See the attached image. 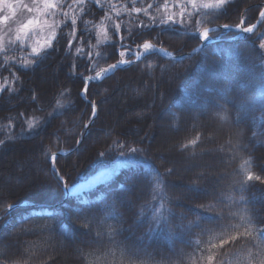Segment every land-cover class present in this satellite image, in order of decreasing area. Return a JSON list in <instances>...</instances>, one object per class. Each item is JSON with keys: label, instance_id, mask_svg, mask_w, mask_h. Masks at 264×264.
I'll list each match as a JSON object with an SVG mask.
<instances>
[{"label": "trees", "instance_id": "16d2710c", "mask_svg": "<svg viewBox=\"0 0 264 264\" xmlns=\"http://www.w3.org/2000/svg\"><path fill=\"white\" fill-rule=\"evenodd\" d=\"M93 3L59 1L51 11L56 39L28 58L35 63L25 67L23 59L0 55V84L8 82L0 91V264H99L109 245L118 256L121 246L135 249L136 264H168L181 249L190 254L185 264H206L208 254L215 264H244L243 249L222 253L251 237L211 245L246 229L264 239V49L257 35L264 21L244 39L213 31L220 40L184 60L147 54L89 84L86 98L84 90L94 67L117 62L124 51L134 59L125 45L139 47L140 33L182 56L201 44L194 34L199 20L202 28L256 25L264 0H230L216 15L204 10L203 18L197 12L177 26L161 23L169 0H138V7L159 5L147 15L131 11V0ZM64 12L77 18L83 36L72 39ZM115 24L121 27L114 33ZM92 104L97 117L86 133ZM224 112L227 122L216 115ZM84 135L78 150L54 158L66 197L51 158L74 150ZM130 149H137L136 164L72 191ZM248 172L262 180L248 181ZM9 205L15 207L8 213Z\"/></svg>", "mask_w": 264, "mask_h": 264}, {"label": "snow or ice", "instance_id": "6c2138e0", "mask_svg": "<svg viewBox=\"0 0 264 264\" xmlns=\"http://www.w3.org/2000/svg\"><path fill=\"white\" fill-rule=\"evenodd\" d=\"M107 0H94V3H93V7H95L96 4H100L101 7L104 6V3H106ZM138 0H131V3H132V8H131V11L135 12V13H143L144 15H147L148 14V9H151L153 7H156L157 10H159V5H154V4H147V7H138L136 6ZM230 2V0H182V3H181V10L179 12V15L181 16V18L184 17V15L187 13V9H188V6L190 5L192 10L194 12H201V10H208V13L210 15H216V12L217 11H220L222 9L225 8L226 5H228ZM20 3V0H17V5H19ZM42 3H43V9L40 10L43 12H47L49 9H55L56 7H58V4L55 2V0H42ZM73 3L76 4V5H84L86 3V0H73ZM10 5V7L8 8V11L11 12L12 15H15V12H16V8L14 7L13 3L10 2V0H0V10H3L4 7L3 5ZM25 8H28V11L31 12L33 11L34 9L33 8H29L28 5H23ZM69 7H71V5H69ZM114 7V6H113ZM164 7L165 9H167V3L164 4ZM80 11L82 13H85L87 14L86 12V9L81 7L80 8ZM117 16L120 15V12L117 11ZM189 15H191V13H188ZM64 16L65 17H68L71 21L70 24H65V27L71 29L72 31L70 32V36L72 37V39H78L79 36H83V32L79 33V36L76 34V27H77V18L73 15V16H69L68 12H64ZM259 16L261 18L262 21H264V10H261L259 12ZM9 19V16L8 15H5L3 16L2 18H0V23H3L5 21H7ZM110 19V18H108ZM173 17L171 15H169L167 17L166 20H162L161 23H167V22H170L172 21ZM81 22L84 23V24H88V23H91L90 21H84L83 20V17L80 18ZM103 21L100 22V31L101 32H104L105 29L103 28ZM193 23L195 24V21H193ZM243 23H247L246 21H241L240 23H237L236 24V27L237 28H240L244 33H253L254 30L256 29V25H251V26H248V27H241V25ZM38 24H41L42 26H46L51 30V34L48 38V40L45 42V45L48 46V47H51L52 46V41L54 39H56V31H55V27H57L58 25H49L47 21H43V22H40V21H36V20H29L26 24H22L16 31V35H15V39L13 40H10L9 43H15L16 41H20L21 43H23L25 37L27 36V33H28V30L30 28H33L35 26H37ZM94 27L96 25H93ZM231 25L229 24H224L223 27L224 28H229ZM120 24H115L113 25V32L115 33L116 31H118L120 29ZM145 27H147V25H145ZM214 31V30H213ZM258 37H259V48L260 49H264V32H260V33H257ZM139 38L140 40L142 41L141 45L142 48L144 49L145 52L151 50L153 48V45L149 42H147V39H150L151 38V33H140L139 34ZM202 38L207 40L208 39V30L205 29L203 30L202 32ZM135 42V41H134ZM67 43L69 45H71V40L67 41ZM85 43H87V41H85ZM43 46L42 45H36V46H33L32 47V51H31V54L33 56H39L40 53H41V48ZM6 51V46L4 44V39L3 37H0V52H4ZM76 51L78 53H82L83 52V49L82 48H76ZM101 54H97V56L99 57ZM120 56H124V52H120L119 53ZM137 55H139V53H137ZM7 61H10L8 60L7 58L5 59V62ZM127 61L125 60H119L118 63H126ZM32 63L31 60H29L28 58H24L20 64L22 66H29L30 64ZM117 65L116 64H111L109 65V69L107 70H104V71H108V70H111V69H114L116 68ZM101 73H97V75H100ZM89 79H95V77H89ZM7 81H5L3 84H0V91H3L5 89V86L7 85ZM34 99H36V97H34ZM57 107H64V104L61 103V102H57ZM55 111V110H54ZM92 112H93V115L96 114V108H95V105H93L92 107ZM52 114V113H51ZM50 114V115H51ZM218 119L219 120H224L225 117L222 115V113H217L216 114ZM38 123V122H37ZM28 127L29 128H34V125L32 124V122L30 121L28 123ZM84 127H88V125H84ZM242 133L239 131V127L237 126V132H236V137H239ZM192 144H196V140H193L191 141ZM187 147V146H185ZM131 152L135 153L137 152V149H130ZM121 155H123V152H121ZM247 163V162H246ZM172 169H168V172L171 173ZM247 180L248 181H252V180H257V181H260L262 180V177L261 176H254L251 172H248L247 173ZM160 185L157 184V188H159ZM9 207H12V205H9ZM208 211H212V206L209 205L207 207ZM195 224V221H189V224L188 226H192ZM85 227H88L87 224H85ZM181 227H184V225H181ZM112 231V230H110ZM264 231V230H262ZM101 234L100 233H97V236L99 237ZM244 237H253V231L250 230V229H246L244 232L242 233H239V236L237 235H231L229 237V239H222L220 240V242L218 244H212L211 245V248L212 249H216V248H223L224 246L232 243V242H238L240 238H244ZM257 239H259L257 237ZM200 241H197V244H199ZM260 244L261 245H264V241H260ZM215 261H216V256L213 255V254H208L206 256V264H215Z\"/></svg>", "mask_w": 264, "mask_h": 264}, {"label": "rangeland", "instance_id": "374dc122", "mask_svg": "<svg viewBox=\"0 0 264 264\" xmlns=\"http://www.w3.org/2000/svg\"><path fill=\"white\" fill-rule=\"evenodd\" d=\"M60 0H55V2L58 4ZM11 3H13L14 7L16 8L15 15H12L11 12L8 10H0V18H2L5 15L9 16V19L3 23H0V37H3L5 46H8L9 44V37L11 39H15L16 31L17 29L22 25L26 24L29 20H36V21H47L49 25H55L54 22L51 19V11L52 9H49L47 12L40 11L43 9V3L42 0H20L19 5H17V0H10ZM181 3L182 0H169V7L165 10L166 14L163 20H166L169 15L173 17L172 21L167 23H162L165 26H177L181 25L184 18L189 19V14H196L197 12H194L191 8V6H188L187 13L184 15L183 18L179 15V12L181 10ZM23 5H28L29 8H33L34 10L29 12L28 8H25ZM203 15H200L201 18L204 17V10H201ZM202 19L199 20L197 27L194 31L195 35H198L199 37H202V32L204 28L201 27ZM9 30H11L9 32ZM50 28L46 26H42L41 24H38L37 26L30 28L28 30L27 36L25 37L23 43L20 41H16V44H13V47L19 46L20 48L26 50L28 53H31L32 47L36 45H42L41 51L48 48V46L45 45V42L48 40L50 34H51ZM56 31V27H55ZM209 36V34H208ZM242 35L237 36L238 38H241ZM3 52H0V55ZM139 53V55H137ZM128 53L124 51L123 58H126V55ZM133 56H140V51H134L132 53ZM33 55H29L27 58L31 57ZM25 57L23 55H18L17 59L21 60ZM97 68L93 70L95 73L94 76L97 74ZM165 144V143H164ZM166 145V144H165ZM136 164V160L134 158V153L130 150H127L123 153V155H119L118 159L112 164V165H103L100 167L97 174L93 177H90L86 179L85 181L81 182L79 185L74 187L72 189L73 192L78 193L81 191H84L86 189L92 188L99 184L100 182L106 181L114 177L121 169L125 167H129L130 165Z\"/></svg>", "mask_w": 264, "mask_h": 264}, {"label": "clouds", "instance_id": "9594fccd", "mask_svg": "<svg viewBox=\"0 0 264 264\" xmlns=\"http://www.w3.org/2000/svg\"><path fill=\"white\" fill-rule=\"evenodd\" d=\"M3 7L5 10H8L10 5L5 4ZM10 31L11 30H9V32ZM10 40L13 39L9 37V41ZM13 44H16V42L9 43L6 47V51H4V60L6 58L8 60H17L18 55H23L25 58H27L29 55H32L19 46L13 48ZM18 62L20 63L21 61ZM32 63H35V61L33 60ZM222 115L225 117V119L220 121L227 122L229 120L227 112L222 113ZM169 227L171 228L173 225L169 223ZM257 231H259V229H257ZM260 241H264V239H257V236L253 235L251 241H246L237 247L227 249L224 253H222V256L226 258L228 255L243 249L244 264H264V245H261ZM121 247L123 249V254L118 256L113 246L109 245L107 251L99 258V264H136V260L133 259L135 249L126 246ZM186 257L190 259V254L181 249L176 253L175 258L170 260L168 264H185ZM217 264H225V261L223 259L218 260Z\"/></svg>", "mask_w": 264, "mask_h": 264}, {"label": "water", "instance_id": "95a60500", "mask_svg": "<svg viewBox=\"0 0 264 264\" xmlns=\"http://www.w3.org/2000/svg\"><path fill=\"white\" fill-rule=\"evenodd\" d=\"M261 22H262V20H261V18H260V21L258 22L257 27L261 24ZM241 27H244V25L242 24ZM257 27H256V28H257ZM215 29H218V30H224V31H226V32H230V31L241 32V33H243V37H245V36L248 35V34H251V33H244L240 28H237V29H236V28H232V27L224 28V27L221 26V25L216 26ZM254 31H255V30H254ZM208 40H210V42H208V41H202V44H201L200 47H198V48L195 49L194 51H192V52H190V53H187V54H185V55H182V56H174V55H171V54H170V55H167V54L164 53V51H163L161 48H159L158 46H156L154 43H152V42H150V43L153 45V48H152V51H153V52H156V53H158V54H160V55H162V56L168 58L169 60L178 61V60H182V59H187V58L193 56L194 54L200 52V51H201V50H202L207 44H209V43H212V42H215V41H219L218 39L213 40V39H210V38H208ZM141 48H142V47H141ZM133 49L138 50L139 47H134ZM143 55H144V54H143ZM119 60H124V59H123L122 57H120ZM119 60H118V61H119ZM118 61H117L116 63H112V64H116V65H117L116 68L111 69V70H108V71H104V70L109 69V65H111V64H108V65L102 67V68L98 71V73H101V74H100V75H97V74H96V75H95V79H89V78H87V79H86V81H87V85H88L89 83H91V82H97V81H99V78H100V77H102V79H103V78H105L106 76H108V75L114 73L116 70L121 69V68L128 67V66H130V65H132V64L134 63V62H129V63H118ZM86 92H87V87H86V89H85V93H86ZM93 105H95V104H93ZM95 108H96V114H95V116H96V115H97V107H96V105H95ZM93 121H94V118H93L92 121L90 122L89 126L93 123ZM83 139H84V137L82 138V140H80V142L77 144L76 148H75L72 152H74V151H76V150H78V149L80 148V146L82 145ZM58 155H61V154L59 153ZM54 170H55L56 175H57L58 177H60V176H59V172H58V170H57V168H56L55 165H54ZM63 184H64V188H65L66 196H69V191H68V188H67V184H66L65 182H63ZM30 205H31V206H39V205L36 204V203H30ZM12 209H13V207L10 208V210L8 211V213H9Z\"/></svg>", "mask_w": 264, "mask_h": 264}]
</instances>
